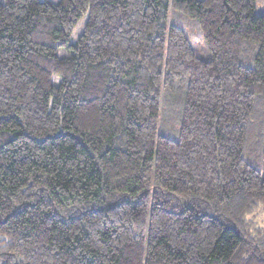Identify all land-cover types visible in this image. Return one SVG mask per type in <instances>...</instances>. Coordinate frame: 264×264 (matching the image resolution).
<instances>
[{"label":"trees","instance_id":"trees-1","mask_svg":"<svg viewBox=\"0 0 264 264\" xmlns=\"http://www.w3.org/2000/svg\"><path fill=\"white\" fill-rule=\"evenodd\" d=\"M256 1L0 0V264H264Z\"/></svg>","mask_w":264,"mask_h":264},{"label":"rangeland","instance_id":"rangeland-1","mask_svg":"<svg viewBox=\"0 0 264 264\" xmlns=\"http://www.w3.org/2000/svg\"><path fill=\"white\" fill-rule=\"evenodd\" d=\"M52 2H58L59 0H50ZM255 13L261 15L264 13V0H257L255 3ZM87 21V15H84L78 22V24L73 28L71 34V41L75 42L79 33L82 31L85 23ZM170 23L176 24L183 27L189 37L195 51L201 57L207 59L210 56L207 45L201 35L199 24L197 20L188 15L182 14L181 12L171 9L169 16ZM65 49H60L59 54H65ZM60 78L58 76L54 77V81L59 83ZM259 98V97H258ZM264 101L257 99V112L253 117L255 131L259 134L260 123L258 122L259 115L262 113ZM185 105V94L181 88L166 92L162 99V109L160 113V124L159 133L163 135H168L173 138L179 136V129L181 121L183 118V110ZM261 131L263 132V126ZM257 134V138L260 135ZM256 139V138H255ZM263 140V134H262ZM245 157L259 170L264 172V160L259 154V150H253L251 154H244ZM257 220L260 224H264V212L259 213Z\"/></svg>","mask_w":264,"mask_h":264}]
</instances>
